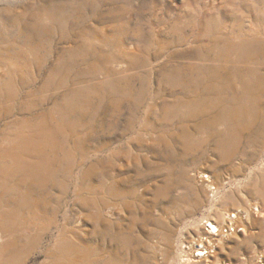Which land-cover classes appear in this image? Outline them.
Returning <instances> with one entry per match:
<instances>
[{"label": "rangeland", "instance_id": "1", "mask_svg": "<svg viewBox=\"0 0 264 264\" xmlns=\"http://www.w3.org/2000/svg\"><path fill=\"white\" fill-rule=\"evenodd\" d=\"M243 30L235 115L224 62L205 51ZM57 127L39 151L56 183L41 188L17 163L38 156L21 139ZM5 149L17 157L0 159L9 264L48 263L61 231L78 264H264V0H0ZM228 214L235 230L207 236Z\"/></svg>", "mask_w": 264, "mask_h": 264}, {"label": "bare ground", "instance_id": "2", "mask_svg": "<svg viewBox=\"0 0 264 264\" xmlns=\"http://www.w3.org/2000/svg\"><path fill=\"white\" fill-rule=\"evenodd\" d=\"M37 31L39 33H42L43 25L40 28H38ZM221 33L222 34L224 33L223 36L221 35V36H217L216 38H214L212 42L208 45L209 51H205V52L207 55L209 56L211 55L213 59L215 60L218 59L224 62V64H219L215 68L217 72L224 74L223 76L220 77L224 85L222 84L219 88L220 90H223L224 92H226L229 89L228 91L230 93V102L234 105L233 107H235L234 114L241 115L242 114L241 107L244 108V106L239 105L238 102L245 103L247 101V65H246V62H247V44L249 43V40L247 38V30H243L240 36L239 37L237 36L238 40L236 41L232 34L225 33V32H221ZM23 56H24V62H25L26 54H24ZM182 68L183 70L187 72V74L192 73L193 70L195 69L193 65H184ZM191 83L190 81H188L186 84V89L188 93L191 92V85H192ZM195 101H196V98L192 94H188V96L185 99V105H187V108H188L186 110V114L189 116L191 115L196 116L198 114L197 109L193 107V103H195ZM237 104L239 106L236 107ZM41 129H42L41 131L31 132L28 137H23L21 139L22 143L28 146L33 154L36 153L38 155L37 159L34 161L24 156L23 160L17 161V163H19L20 165L23 166V168H25V173H26L25 175L32 177V179H35L34 181H36L39 187L42 188V186L48 187L50 184L56 183V180L52 178V182H50L48 178L50 176H49L48 171H46V168L49 167L51 164L48 163V160L46 161L45 157L39 151L41 150V147L45 140L50 141L51 143L54 141V136L56 135V132L58 131L59 128L57 127V129H55L54 131L52 130L50 131L47 129L43 130V128ZM32 153L28 152L26 154L29 157H31ZM0 159H4V160L14 159V161H16L17 157H14V155H12V153L9 152V150L5 149L3 150V154L2 155L0 154ZM56 160L57 159L54 160V163L56 162ZM2 172H3V169L2 167H0V174ZM53 173H56V171H54ZM53 176L54 174H52V177ZM10 215L11 213H9V211L5 212V211L0 210V235L1 236L3 235V237H6V235L9 234L8 232L10 231V228H9L10 221H8ZM94 215L96 217L100 216V214L98 213H95ZM34 217H37V216H34ZM65 236L66 234L63 231L55 235L54 241H56L57 246H54L53 250L49 253L48 257L50 260L46 264H63V263L78 264L74 262L73 257H71V254L69 252L70 251L69 245L67 242L68 238L67 236L66 237ZM10 245L13 246V243ZM87 255H85L84 260H83V257L81 259L79 258L83 262L79 264H93L94 262L93 258L96 255L94 253L88 256ZM96 257H98V255ZM64 258L67 259L66 260L67 262L63 261ZM10 261H11V255L8 256L3 248L0 249V264H9Z\"/></svg>", "mask_w": 264, "mask_h": 264}, {"label": "built area", "instance_id": "3", "mask_svg": "<svg viewBox=\"0 0 264 264\" xmlns=\"http://www.w3.org/2000/svg\"><path fill=\"white\" fill-rule=\"evenodd\" d=\"M234 214L229 215L228 214V221H226L224 224L222 225H217L214 222L211 221H206L204 228L207 231V236H210L211 238H215L216 236H219L220 234H224L227 235L231 232H233L235 230V225H234V221L233 218ZM209 248H207V246H205V244H201L199 245L195 251L193 252L196 256H203L208 254Z\"/></svg>", "mask_w": 264, "mask_h": 264}]
</instances>
